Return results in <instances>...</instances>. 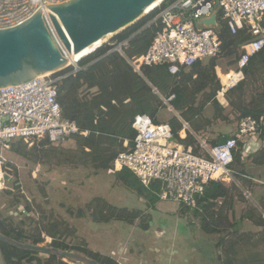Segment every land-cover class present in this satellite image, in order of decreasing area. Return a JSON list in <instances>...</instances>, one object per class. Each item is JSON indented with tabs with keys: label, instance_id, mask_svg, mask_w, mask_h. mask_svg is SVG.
<instances>
[{
	"label": "built area",
	"instance_id": "obj_1",
	"mask_svg": "<svg viewBox=\"0 0 264 264\" xmlns=\"http://www.w3.org/2000/svg\"><path fill=\"white\" fill-rule=\"evenodd\" d=\"M69 1L0 0V30L21 25L41 8L49 9ZM167 1L157 8L160 11L152 22L160 21L162 30L144 55L130 59L131 65L136 72L143 66H168L172 73L183 67L192 68L205 60L221 59L226 49L220 38L221 18L232 35L245 31L250 36V40L240 47L242 53L235 69L223 73L220 67L216 68L221 84L216 100L222 105L228 104V94L246 79L250 60L264 49V0H175L162 9ZM213 15H217L215 26L202 23ZM74 68L79 70L78 66ZM60 73L38 76L26 84L0 89V149H9L17 141L29 144L48 140L51 144H60L77 136H90L91 131L83 122L63 116L58 92L59 84L66 76ZM175 97L163 99L170 111L174 109L170 103ZM102 109L106 111L104 107ZM185 123L183 131H190ZM132 128L136 131L133 145L129 147V141H125L127 150L118 155L110 173L127 168L147 189L157 184L156 195L161 201L175 202L181 209L193 211L207 186L213 182L240 184V177L263 184L239 173L235 157L240 153L241 161L245 163L255 152V145L249 144V140L261 141L264 122L252 117L242 118L236 133L229 136L226 144L218 143L214 147L193 134L199 142L200 153L191 146H184L166 121L156 123L148 115H137ZM182 132L179 136L184 139ZM5 169L4 163L0 162V188L4 186ZM245 194L251 195L248 191ZM259 210L264 219V210L261 207Z\"/></svg>",
	"mask_w": 264,
	"mask_h": 264
},
{
	"label": "trees",
	"instance_id": "obj_2",
	"mask_svg": "<svg viewBox=\"0 0 264 264\" xmlns=\"http://www.w3.org/2000/svg\"><path fill=\"white\" fill-rule=\"evenodd\" d=\"M175 0H168L162 5V9L168 3ZM159 9L144 17L136 24L116 35L111 44H105L94 53L86 56L78 63L79 70L75 68L67 69L60 73L66 76L59 84L58 101L62 108L63 116L67 119L83 122L85 128L91 131L89 137H75L78 141V159L83 165H93L96 171H110L118 155L127 150L125 141H129V147L133 145L136 131L132 124L137 115H148L156 123L161 122L160 113L167 108L163 99L175 95V99L170 103L178 112L180 118L168 117L167 121L173 130L175 137L188 147H193L196 153H200V145L197 138L186 131V137L181 139L179 133L184 130L182 120L188 123L196 134L210 124V120L204 117V111L208 104L215 101L217 91L221 84L216 74L217 61L219 58L210 59L204 68V74L195 69L205 63H199L192 68H181L177 74H172L168 66L150 67L143 66L140 72H136L134 67L126 59L141 57L150 48L154 37L162 30L161 22L152 23L159 13ZM220 38L225 44L223 57L228 56L230 49L238 51L239 48L250 40V36L245 31H240L237 35H232L226 23L219 19ZM127 42L126 45H123ZM122 46L125 56L116 51ZM139 64L140 62H136ZM264 68V49L253 57L247 67L246 80L241 82L233 91L229 93V105L240 110V118L252 117L259 122H264V101L257 103L252 100L246 104L244 100L248 88L249 76L257 77ZM188 70H191L189 73ZM179 79V80H176ZM154 89H157L158 93ZM206 95L203 105H196V98L201 94ZM259 96L263 97L261 93ZM228 101V100H227ZM215 104L219 105L216 101ZM105 108L104 111L102 108ZM216 109L217 107L214 106ZM264 141V131L260 136ZM23 142V141H20ZM219 140L208 143L210 147L218 145ZM42 144L51 145L48 140H43ZM26 146L24 149L16 148L12 150L16 154L26 157ZM76 154V152H73ZM253 165L264 166V149L255 153ZM252 155L245 163H248ZM82 159V160H81ZM237 170L241 174H247L244 164L241 161L240 153L235 157ZM116 179L128 189L136 192L139 197L145 199L149 206L154 208L158 202L156 192L159 190L157 184H153L151 189H147L140 183L137 177L127 168L115 172ZM239 181L243 180L239 177ZM234 184V183H232ZM229 190L222 183H211L207 186L204 195L198 200V207L193 210L194 215L200 221V227L204 234L221 235L225 231L235 230L239 223L235 219L236 199H231L230 205L227 203ZM222 201L220 209H217L218 201ZM264 210V204H260ZM88 208L92 211L94 221L107 224L111 221H123L134 225L141 219V212L129 209H119L108 204L103 198H95ZM27 210L31 212L30 207ZM190 209H185L189 211ZM216 210V212H215ZM259 225L264 226V219L260 210ZM86 215L80 211V218ZM252 218V214L250 215ZM148 223V222H147ZM41 225V224H40ZM149 223L144 227L148 229ZM12 228V227H11ZM5 223H0V232L22 243L41 245L44 243L45 233L52 239L51 246L62 251L79 252L97 261L99 264H119L111 257L100 253L92 252L86 245H72L62 239L65 235L62 228L50 226L49 229H42L39 226L38 233L28 234L26 231H19L16 228L9 230ZM226 238L222 237L221 242L225 243ZM5 264H71L70 260L60 259L54 255H47L46 259L40 257L43 253L23 251L13 246L0 243ZM228 260V259H227ZM230 260V259H229ZM77 264V263H75Z\"/></svg>",
	"mask_w": 264,
	"mask_h": 264
},
{
	"label": "rangeland",
	"instance_id": "obj_3",
	"mask_svg": "<svg viewBox=\"0 0 264 264\" xmlns=\"http://www.w3.org/2000/svg\"><path fill=\"white\" fill-rule=\"evenodd\" d=\"M115 37L116 35L106 39L102 47L105 44H111ZM241 53V48L235 52L230 49L227 54L228 56L217 61V68L220 67L223 73H227L230 69H235L236 61ZM207 62L209 60H205L203 62L205 64L199 65L195 70L204 74ZM73 68L74 66L68 69ZM190 71L188 70L187 72L189 73ZM173 73L177 74L178 72L175 71ZM246 77L248 76L246 75ZM249 78L250 81L248 82L244 98L246 104L248 105L252 100H256L257 103L264 101L263 97L259 96V93L264 96V68L257 77L249 76ZM208 94L209 92L197 96L196 105H203ZM229 96L228 94V104L222 105L215 100L219 104L218 106L215 104V101L207 105L206 109L208 108L211 111L209 115L211 122L204 125V130L207 133H211V130L214 131L215 127L216 134H222L221 132L218 133L219 127L227 129L226 136L236 133L241 119L240 110L229 105ZM172 116H175V113L167 107L160 113L159 119L161 122H165L168 117ZM255 141L249 140V144L252 145L254 143L253 145H257V152L264 149V141L257 143ZM42 142L43 140L27 144L26 142L17 141L12 143L9 149H0V162H3L6 167L4 170L6 173L4 186L0 188V223H5L10 228L9 230L16 228L19 231L24 230L28 234L34 231L36 235L39 226H42V229H49L51 225L57 226L58 228H62L65 234L60 239L72 245L82 247L86 245L92 252H95L96 248L105 247L106 242L110 243L109 248H111L112 242H117L120 236H125L126 239V236L130 234V224L123 221H111L107 223L109 225L103 228H107L108 234L106 231L102 235L99 233V226L92 224L94 217L88 205L95 198H103L113 207L131 209L135 207V204L141 197L121 184L116 179L114 173H110V171H96L95 167L91 164L83 165L78 159L80 153L78 152L77 139H70L64 143L51 145H44ZM13 145L21 149H24V146H26L27 156L22 157L13 152ZM73 152H76V154ZM251 155L252 158L248 163L244 164V169L248 175L253 176V155H255V152ZM224 186L229 190L227 194L228 205H230L231 199L239 201V211L235 212V219L233 221H236L239 217L241 220L249 219L251 218L249 216L251 214V219L259 220L260 214L254 211L255 209L259 210L258 205L260 206L263 201L259 200L261 203H257L254 197L247 196L245 191H258L256 188H259L260 191L261 185L252 181H241L240 184L231 183L224 184ZM263 197L264 195L261 194L260 199ZM219 202L221 200L218 201L219 207L216 210L220 209L221 204ZM27 207H30L31 212L27 210ZM155 207L160 210L159 216H151L150 210L140 211L141 219L137 220L134 225H131L137 229L138 233L145 232L144 227L152 220L151 222H155L152 231L154 237L163 231L164 228L171 226L172 234L175 231L174 228H176L179 237L176 243H178V246H182V249H179L182 254H185L184 243L190 234L194 232L197 242L203 243L201 246L204 248V251H207V254L212 252L216 255L212 254L214 264H264V240L261 238L262 236L257 244H252L254 245L253 249H250L251 245L246 240L247 247L238 250L231 257L230 253L233 251V248L230 243L235 241L236 235H240L239 230V232L235 230L225 231L221 235H205L201 230L199 219L196 218L192 210L185 211V209L179 207L178 203L161 201L159 198ZM81 210L86 215L84 218H80ZM133 234L134 230H131V235ZM42 236L45 240L41 245L52 247V239L45 233ZM222 237L226 238L225 243L219 242ZM133 241H136L135 236L133 237ZM187 243L189 246L188 240ZM207 254L204 255V258L208 262L206 258ZM40 257L43 259L47 258L46 254H40ZM154 258L155 256H153ZM71 264H75V262Z\"/></svg>",
	"mask_w": 264,
	"mask_h": 264
},
{
	"label": "water",
	"instance_id": "obj_4",
	"mask_svg": "<svg viewBox=\"0 0 264 264\" xmlns=\"http://www.w3.org/2000/svg\"><path fill=\"white\" fill-rule=\"evenodd\" d=\"M158 0H71L41 8L21 25L0 30V89L31 82L38 76L67 70L71 57L94 46L110 34L125 31L144 18ZM217 15L202 21L215 26ZM116 51L124 56L122 46ZM126 59L131 64L129 58ZM78 66V65H74ZM158 93L157 89H154ZM180 118L178 112L172 110ZM182 122H184L182 120ZM185 123V122H184ZM186 127L192 131L189 124ZM230 137L224 136L219 145ZM0 243L23 251L54 255L81 264H99L84 254L54 247L22 243L0 232Z\"/></svg>",
	"mask_w": 264,
	"mask_h": 264
},
{
	"label": "crops",
	"instance_id": "obj_5",
	"mask_svg": "<svg viewBox=\"0 0 264 264\" xmlns=\"http://www.w3.org/2000/svg\"><path fill=\"white\" fill-rule=\"evenodd\" d=\"M210 114L211 111H209V109L207 108L204 117L210 119L209 118ZM213 130L214 131L211 130V133H207V131H205L203 128V130L200 132V135L196 134L195 132L194 133L201 140H204L207 143L209 142L212 143L216 140H220L221 137H224L227 134L226 128L219 127L218 133L221 132L222 134L215 133L217 132L216 127ZM182 137H186V132L184 131L182 132ZM254 148L256 153L257 145H255ZM253 170H254L253 176L248 174L247 175L261 181L263 184H261L260 191L259 188H256V190L258 191L250 192L251 194L250 196L254 197V200H256L257 203L260 204L261 201H263L264 203V197L260 199L261 194L264 195V179H263L264 166L254 165ZM221 203L222 201L219 202V204ZM258 207L260 206L258 205ZM127 209L133 211H139V212L150 210L151 216L160 215L159 214L160 210H158V208L156 207L155 208L150 207L148 202L143 198H140L138 200V202L135 204V207L131 209L130 208ZM238 209H239V201L236 202L235 212L239 211ZM151 221H150L151 224L149 223L148 225V229L145 230V232L143 233L142 232L138 233L137 229H135L134 226L129 225L130 234L126 236V239L125 236H120V239L117 242L114 241L112 242L113 245L112 247L110 246L111 248H109L110 243L106 242L105 247L96 248L95 252L101 253L106 256H110L111 258L116 260L119 264H204L205 262H207L204 258V255L207 254V251L205 252L204 248H202L201 245L203 243L197 242V240L195 239L194 232L191 233L189 238L187 239L189 242V246L187 240L184 243L185 254L184 253L182 254L179 250L182 249V246H178L177 245L178 243H176L179 238L176 232V228H174L175 231L172 234L171 226L169 228L162 227L164 228V230L159 232L157 236L154 237L152 231L154 229L153 225L155 224V222H151ZM236 222L239 223V225L235 229V231L236 232L240 231V235H236L235 241L230 243V245L233 248V251L230 253L231 257L234 254H236L238 250L245 249L247 247L246 240L249 241V244L251 245L250 249H253L254 245L257 244L258 240H260L261 238L264 240V234H263L264 226H260L258 224L259 220H253L251 218L241 220V218L239 217L238 219H236ZM92 224L99 226L100 228L99 233H101L102 235L107 231V228L103 229L104 226L109 225V224H100L94 221H92ZM131 230H134L133 235H131ZM134 236L136 238V241H133ZM109 237H110V233H109ZM219 242H221V239ZM253 243L254 245H252ZM212 254H213L212 252L210 254L209 253L207 254L206 258L208 262L206 264L209 263L214 264L213 263L214 260H212V258L213 255L214 256L216 255L215 254L212 255ZM153 256H155L154 259ZM0 264H5V260L3 258L1 251V245H0Z\"/></svg>",
	"mask_w": 264,
	"mask_h": 264
},
{
	"label": "bare ground",
	"instance_id": "obj_6",
	"mask_svg": "<svg viewBox=\"0 0 264 264\" xmlns=\"http://www.w3.org/2000/svg\"><path fill=\"white\" fill-rule=\"evenodd\" d=\"M165 0H158L156 1L151 7H149L147 9V11L144 13V17L149 15L151 12H153L155 9H157L158 7H160V5L164 2ZM116 34H110L108 36H106L105 38H103L100 42H98L97 44H95L94 46L86 49L85 51L81 52L79 55H77L76 57H71V60L68 64V66H74L77 65L79 62L81 61L83 58H85L86 56L94 53L96 50H98L99 48L102 47V45L105 43L106 39L111 38L112 36H114ZM78 62V63H77ZM51 73H48V75ZM221 102L224 103V99L221 98Z\"/></svg>",
	"mask_w": 264,
	"mask_h": 264
}]
</instances>
